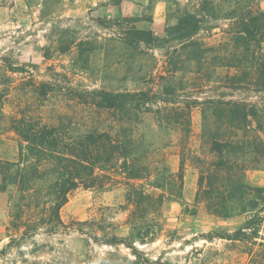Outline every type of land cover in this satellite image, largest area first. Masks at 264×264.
Returning <instances> with one entry per match:
<instances>
[{"label": "rangeland", "instance_id": "rangeland-1", "mask_svg": "<svg viewBox=\"0 0 264 264\" xmlns=\"http://www.w3.org/2000/svg\"><path fill=\"white\" fill-rule=\"evenodd\" d=\"M200 1L0 0V92L10 93V99L0 104V159L17 158L22 146L19 136L1 128L5 117L17 114L33 96L31 85L53 82L51 96L36 101L35 112L43 110L48 116L67 110V87L159 92V76L167 73V54L178 46L175 40L161 42L165 29L180 13L198 10ZM208 1L220 17L199 11L201 30L193 36L207 45L226 36L234 18L221 16L224 13H238L247 3L264 10V0ZM131 29L161 39L149 44L135 39ZM4 64L25 71L7 72L6 81ZM233 72L216 68L209 78L174 73L178 105L190 99L223 98L264 106L263 92L228 82L225 76ZM155 109L150 105L134 110L143 119L135 130V146L138 153L149 150L143 161L147 175L128 180L118 166L96 168L95 185L74 189L60 210L63 222L82 232L38 233L8 248L0 264H246L245 242L208 237L212 231L235 230L247 215L222 218L206 208L199 164L193 157L207 151L201 140L200 106L191 107L189 140L179 131L157 126ZM169 174L171 179L164 181ZM156 179L165 185L154 186ZM245 181L264 186V165L246 170ZM139 191L150 194L151 200L134 201ZM8 212V194L0 192V250L10 237L20 234L9 226ZM112 235L132 241L140 257L122 243H102Z\"/></svg>", "mask_w": 264, "mask_h": 264}, {"label": "trees", "instance_id": "trees-1", "mask_svg": "<svg viewBox=\"0 0 264 264\" xmlns=\"http://www.w3.org/2000/svg\"><path fill=\"white\" fill-rule=\"evenodd\" d=\"M212 4L201 0L198 10L180 13L176 22L166 27L161 42L175 40L178 46L167 54V73L159 76V92L67 87V110L48 116L43 110L35 112L36 101L51 96L53 82L31 85L33 96H28L26 106L17 114H8L1 128L15 132L22 146L15 160L0 159V192L8 194L9 226L20 231L0 250V258L8 248L38 233H81V228H69L63 222L60 210L74 189L95 185L96 168L118 166L128 180L147 175L149 168L143 161L149 150L138 153L135 146V130L143 119L134 110L155 106L156 125L179 131L189 140L191 107L199 105L201 140L207 151L193 157L199 164L198 181L206 208L222 218L247 215L235 230L212 231L208 237L243 241L248 248L246 264H264V186H250L245 181L246 170L264 165V106L223 98L190 99L179 106V89L172 80L178 71L209 78L212 70L228 68L234 69L225 76L232 85H249L264 93V10L247 3L238 13H224L221 16L234 18L226 36L207 45L193 36L201 30L199 11L213 19L220 17ZM131 32L135 39L149 44L161 39L140 29ZM3 71L7 81V72L25 70L4 64ZM8 99L10 93L3 89L0 104ZM167 176L164 181L171 179V174ZM153 184L165 185L158 179ZM134 197L138 203L152 198L143 191ZM92 239L97 242L98 238ZM102 243H122L140 257L133 242L124 237L112 235Z\"/></svg>", "mask_w": 264, "mask_h": 264}]
</instances>
